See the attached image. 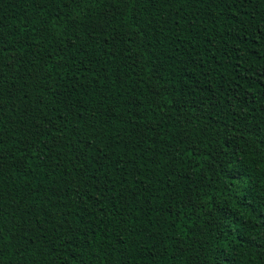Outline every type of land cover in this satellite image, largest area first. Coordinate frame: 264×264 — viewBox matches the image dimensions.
<instances>
[{
  "label": "trees",
  "instance_id": "trees-1",
  "mask_svg": "<svg viewBox=\"0 0 264 264\" xmlns=\"http://www.w3.org/2000/svg\"><path fill=\"white\" fill-rule=\"evenodd\" d=\"M0 264H264V0H0Z\"/></svg>",
  "mask_w": 264,
  "mask_h": 264
}]
</instances>
